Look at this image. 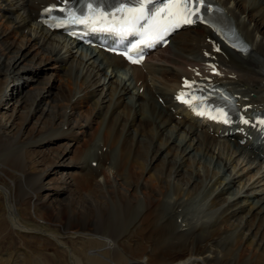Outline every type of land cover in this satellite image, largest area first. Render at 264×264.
<instances>
[{
    "label": "bare ground",
    "instance_id": "1",
    "mask_svg": "<svg viewBox=\"0 0 264 264\" xmlns=\"http://www.w3.org/2000/svg\"><path fill=\"white\" fill-rule=\"evenodd\" d=\"M217 1L250 52L243 55L229 50L204 27L179 32L169 43L175 47L174 52L166 47L154 54L168 53L169 56H160L158 60L172 64L168 72L167 68L160 67L172 82L166 84L167 88L157 86L154 90L155 69L149 68L147 74H142L133 67L132 79L119 76L117 69L123 66L120 59L95 51L83 52L73 42L43 29L37 18L47 0H0V107L13 102L11 117L21 121L13 136L9 130L13 121L7 128L0 121V151L12 143L18 147L29 144L38 148L34 153L44 166L57 169L62 166L63 153L72 152V143L77 144L89 135L91 121L95 120L101 124L104 147L113 152L108 156L107 150L102 153L95 146L99 169L87 170L89 162L84 161V152L73 151L77 160L72 166L79 172L68 183L67 179L59 180L60 186L47 194L46 201H40L36 195L41 189L40 175L35 179L23 177V173L20 178L13 175L34 192L21 190L22 198L16 202L7 191L0 189L3 197L0 196V202L4 200L6 204L0 207V219L4 218L16 234L22 235V245H26L16 248L12 254H0V264H31L32 261L41 264L39 255H45L47 246L53 243L61 250L58 256L61 264H264V217L258 216L264 208V195L253 193L257 186H264V171L259 174L255 167L248 165L245 156L240 157L225 142L206 134L209 128L204 121L184 112H171L173 108L177 110L172 95L181 77L190 75L189 69L213 58L220 63L226 77L236 75L235 79L225 81L227 85L237 83L256 91L257 97L243 101V105L264 107V3ZM207 40L219 43L221 53H214V47ZM42 69H50L51 74L41 83L37 77ZM20 81H25L22 87L29 86L26 95L20 94V88L15 85ZM54 82L58 83L57 92L51 96L55 91L52 90ZM142 87L147 93L139 92ZM157 98L163 99V106L155 101ZM144 105H148L151 114L155 115L157 106L159 110L165 109V114L159 117L158 112L159 121L152 123L139 110L132 115L128 114L131 110L125 111L127 107L135 111ZM175 115L182 117L177 120ZM28 122L32 131L30 125L28 129L25 126ZM146 126L150 136L143 132ZM65 139L70 143L61 144ZM56 144L62 153H55L54 159L45 164L46 153ZM263 152L257 147L256 158L261 159ZM199 153L210 157L218 167L204 187L206 190L209 186L210 214L205 221L199 217L193 225L188 222L189 227L176 230L170 239L169 225L179 222L166 219L165 210L177 214L203 187L199 173L191 171ZM18 159L16 169L23 171L24 162ZM108 159L114 161L113 165H106ZM126 167L131 171L128 176L123 171ZM221 169L224 172L218 176ZM99 173L104 181L102 185L95 181ZM75 194L80 195L81 202L73 201ZM228 194L234 197L228 199ZM253 198L261 203L257 208L253 200L249 201ZM37 203H41L38 209ZM244 203L247 204L244 206ZM111 205L116 207V214L119 212L118 219L112 218ZM31 206L37 214L30 213ZM46 212H51L49 219L45 217ZM182 217L187 223L189 218ZM71 218L75 221L71 222ZM53 225L60 227L59 230L54 231ZM28 239L38 242V246L32 250ZM144 255L146 261L141 260Z\"/></svg>",
    "mask_w": 264,
    "mask_h": 264
},
{
    "label": "rangeland",
    "instance_id": "2",
    "mask_svg": "<svg viewBox=\"0 0 264 264\" xmlns=\"http://www.w3.org/2000/svg\"><path fill=\"white\" fill-rule=\"evenodd\" d=\"M260 1V0H259ZM247 2H249V1H246V3ZM259 3H261V2H259ZM175 46H176V48H177V44H175ZM172 47V46H171ZM173 48V47H172ZM175 48V47H174ZM173 48V49H174ZM172 49V50H173ZM171 50V51H172ZM171 51H169V52H171ZM174 51H175V49H174ZM174 51H172V52H174ZM164 53H162V54H159V55H156L157 56V58L158 59H160V56H165V55H163ZM159 56V57H158ZM154 59V58H153ZM237 60H238V58H236ZM151 60V59H150ZM159 61V60H158ZM149 62V61H148ZM160 62V63H159ZM157 64H156V67H158L157 69L158 70H160L161 72H162V74H163V72L165 71V70H167V72L169 71V68L170 67H172V64H164V63H162L161 61H159ZM163 64V65H162ZM159 65V66H158ZM166 65H167V67H166ZM160 67H165V70L164 71H162V68H160ZM167 68V69H166ZM264 68V67H263ZM43 71H41V73L38 75V77H37V79H39V81L41 80V83L45 80V79H47V77H48V75H49V73H50V69H42ZM154 70V69H153ZM154 71H156V70H154ZM52 72V71H51ZM166 72V71H165ZM51 74V73H50ZM59 74H61V73H59ZM117 75H118V73H117ZM122 75V74H121ZM233 77H232V79H235L236 78V75H234V74H231ZM263 75H264V73H263ZM120 76V75H119ZM132 77V76H131ZM153 77H154V75H152V79H153ZM170 77H164L163 75H160L159 73L157 74V78H156V80L155 79H151L152 80V82L154 83V82H156L158 85H156L155 83L153 84L154 86V90H155V88L158 86V87H160V86H164V84H167V83H169V82H171V78L169 79ZM32 79V78H31ZM132 79V78H131ZM32 80H34V81H32ZM32 80H29V81H32V82H35V78L34 79H32ZM167 80V81H166ZM224 80H226L227 81V79H224ZM102 81H104V82H106V79L105 80H103V78H102ZM135 81V80H134ZM24 82L25 81H20V82H17V83H15V85L16 86H18L19 88H20V94H23V95H26V90L27 89H29V86H24V87H22L23 85H24ZM229 82V81H228ZM164 83V84H163ZM8 85L10 84V86H12L13 84L12 83H7ZM137 84V83H136ZM161 84H163V85H161ZM230 85L231 84H237V83H229ZM156 85V86H155ZM54 88L52 89V90H55L54 91V93L51 95V96H54V94H56V92H57V89H56V86H58V83L57 82H54ZM142 85H140L139 87H141ZM235 86H237L239 89H244L245 87L248 89H246V91L247 92H244V93H239V92H237L236 91V93L238 94H240V96H242L243 98L245 97V96H247V97H249L250 99H252L253 97H251V95L249 96V94L250 93H252V94H256L255 92L256 91H254V90H250V88H248L247 86H245V85H241V84H237V85H235ZM47 88H49V87H47ZM143 88V90L146 92V88L145 87H142ZM162 88V87H161ZM164 88H167V86H165ZM147 93V92H146ZM245 93L247 94V95H245ZM249 93V94H248ZM244 94V95H243ZM264 94V93H263ZM257 95V94H256ZM127 97H130L129 95L127 96ZM241 97V98H242ZM257 97V96H256ZM51 98V97H50ZM243 98L241 99L242 101H243ZM158 99H160V98H157V100H155L156 102H158ZM162 99V98H161ZM172 100H173V98H172ZM249 101V100H248ZM159 103V102H158ZM244 103H245V101H244ZM133 104V103H132ZM160 104V103H159ZM151 105V104H150ZM149 105V106H150ZM170 105V104H169ZM4 105H2L1 107H0V121L1 122H3L4 123V125L6 126V128L10 125V123L13 121V124L14 125H12V127L9 129L10 130V136H13L14 134H15V132L17 131V129L18 128H20V120L19 121H14L13 119H12V117H11V113H12V110H13V107H14V103L13 102H11L7 107L5 106V107H3ZM144 107V108H143ZM142 108L141 107H137V108H135V111L133 110V109H129L128 107V110H127V108L125 109V111H130V113H128V114H130V115H132V113L134 114L135 112H138V110L141 112V113H143V117H145V118H148L152 123L153 122H155L156 121V123L159 121V118H157L156 117V114H158V112H160L159 114V117H162L161 115H164L165 114V109L163 110H159L160 109V107L159 106H157V107H155L156 108V111H155V115L154 114H151V112H150V109L148 108L147 109V107H148V105H144ZM141 108V109H140ZM21 110L23 111V107L21 108ZM145 110H146V112H145ZM148 110V111H147ZM134 111V112H133ZM157 112V113H156ZM152 116H151V115ZM176 116V115H175ZM11 117V118H10ZM155 118V119H154ZM177 118V117H176ZM7 120V121H6ZM29 125H30V123L28 122V123H25V126H26V128L28 129V127H29ZM154 126H156V125H154ZM164 126H165V124H164ZM164 126H162V127H164ZM25 128V129H26ZM100 128V129H99ZM144 128H147V130L146 129H143V132L145 133V132H147V134H149V135H147V136H150L151 134H150V132H149V128H148V126H146V127H144ZM96 129H98L97 131H96ZM165 128H163V130H164ZM14 130V131H13ZM200 130V132L202 133V134H204V131H203V129H199ZM30 131H32V127H31V125H30ZM99 134V135H98ZM102 131H101V124L99 123V125H98V121L96 122L95 120L94 121H91V129H90V131H89V135H86L85 137H83L82 138V140H80V141H78V143L77 144H74L73 145V143H72V146L70 147V150H73L74 152H76V153H78V152H84V154H85V156H83V158L85 159L84 161H86V163H87V161L88 162H94L95 161V156L96 155H98V151L96 150L97 148L96 147H98V149H101V151H102V153H103V148H105V150H104V153H106V150H107V147H104L105 145H104V143H102ZM174 134V133H173ZM206 134H208L209 135V133L208 132H206ZM93 135H94V138H93ZM210 136V135H209ZM101 137V138H100ZM143 137H145V135H143ZM165 137V136H164ZM173 137H175V135H173ZM212 138H214V137H212ZM100 139V140H99ZM146 139H147V141H149L150 140V138H147L146 137ZM215 139V138H214ZM225 139H228V138H225ZM69 140L68 139H65L64 141H62L61 142V144H64V143H66V142H68ZM99 141V142H98ZM103 141H105V140H103ZM224 141H229L230 142V139H228V140H224ZM153 142H154V144H157V140H153ZM215 144H217L216 142L217 141H213ZM221 142H223V141H221ZM20 143H24V141H22V140H20ZM68 143H70V142H68ZM98 143V144H97ZM237 143V144H236ZM101 144H103V145H101ZM181 145V144H180ZM225 145H228V146H230V147H232V149L233 150H235L236 151V154L238 155V153H239V156L240 157H243L244 158V156H245V154H244V148H241L242 150H240V149H237L238 147H240L239 146V144H238V142H236L235 141V145H233V144H230L229 145V143H227V142H225ZM232 145V146H231ZM248 145H250V144H248ZM26 146V147H25ZM24 147L22 146V147H18V146H16V144L15 143H12L11 145H8V146H5V147H2V149H1V151H0V173L2 174V177L0 176V189H2V190H4V191H7L8 193H9V195H10V198L12 199V200H15L16 202L19 200V199H21L22 198V193H21V190H28L29 192H34V191H32V190H29V188H28V186L27 185H25L24 184V182L22 181V180H20V179H15V177H17V178H20L21 177V175H22V173H23V177H28L29 179L30 178H36L37 177V175H40L39 176V185L41 186V189L40 190H38L37 191V193H36V195L38 196V198H39V200L40 201H46L47 200V194L50 192V191H52V190H54V189H56V187L57 186H60V182H59V180H64V179H67V183L71 180V178H72V176L74 175V174H77L79 171L78 170H76L75 168H74V166H72V163L74 162V161H76L77 160V158H76V154H74V152L72 151V152H70V151H65L64 153H63V156H62V158L60 159V163L62 164V166L61 167H57V169L56 168H50V167H46V166H44L43 165V163L42 162H40V160L37 158V156H36V154L34 153V152H36V150H38V148H36V147H34V146H32V145H25ZM58 146V144H56V145H52L51 147H50V151L49 152H47L46 153V157H47V160L45 161V164H48V163H50L53 159H54V156L56 155L55 153H62L61 151H60V149H59V146ZM96 146V147H95ZM102 146H103V148H102ZM237 148H236V147ZM92 147V148H91ZM94 147V148H93ZM100 147V148H99ZM181 147H182V145H181ZM244 147H247V144L244 146ZM91 148V149H90ZM252 148V151L253 152H251V151H248V152H246V153H249V155L247 154L246 156H245V158L244 159H246L245 161H249V164L248 165H250L252 168H256V169H254V170H256V172H259V174L261 173V172H263L264 171V163L263 162H259V161H257V160H253L252 158H254V159H256V156H255V150H256V148L254 147L253 148V146L251 147ZM22 149V150H21ZM35 149V150H34ZM34 150V151H33ZM95 150V151H94ZM92 151H93V153H92ZM112 150L111 149H108L107 150V155L108 156H111L112 155ZM242 152V153H241ZM89 153V154H88ZM95 153V154H94ZM250 153H251V155H250ZM1 154H3V155H1ZM55 154V155H54ZM252 154H253V156H252ZM92 155H94V156H92ZM101 155V154H100ZM99 155V156H100ZM19 156H22L21 158L19 157ZM114 156V155H113ZM249 156V157H248ZM88 157V158H87ZM91 157H93V158H91ZM98 157V156H97ZM251 157V158H250ZM19 158V159H18ZM74 158H75V160H74ZM91 158V159H90ZM196 160H194V167H193V169L191 170V171H193L194 173L193 174H196V173H199V175H200V177H201V184H203V187H201V189H200V191L198 192V195L196 196V198H194V199H192L188 204H184L185 206L184 207H182L181 209H179L180 210V212H178L180 215H177V214H174L173 213V211H169V210H167L166 208V210H165V217H166V219L167 218H172L174 221H176L177 223H178V219L179 218H181V216H184V218L187 216V218H189L188 219V221H187V223L186 222H184L183 221V218H182V220H180L179 221V223H182V226L178 223V225H175L176 223H174V225H169V227H168V229L171 231H168L169 232V237H170V239H172V237H174L173 235L175 234V231L176 230H179L180 228H184L183 226H186L185 228H187V227H189L190 225V223H188V222H192L191 224L193 225V224H195L196 222V220L197 219H195V218H198V219H200L201 217H204V221H205V217L208 215V213L210 212L209 210H208V202H209V192H208V189H209V186L207 187V189L206 190H204V187L206 186V184L208 183V181L210 180V178L213 176V174H214V172H217V166H215L214 165V160H212L211 161V159H210V157H205V156H202L200 153H199V155H197L196 157ZM248 158V159H247ZM21 160L22 159V161L24 162V163H22V170L23 171H19V170H17L16 169V166H15V162H16V160ZM89 159V160H88ZM63 160V161H62ZM92 160V161H91ZM241 161V160H240ZM250 161H251V164H250ZM8 162L12 165V167L10 166V164H8ZM96 162V166L95 167H92V164L90 165L89 163H87L88 164V168H87V170H89V169H93V170H98L99 169V166H98V161H95ZM106 162V165H113V162L114 161H112L111 159H108V160H106L105 161ZM112 163V164H111ZM199 164V167L197 168L196 167V164ZM27 165V166H26ZM247 165V166H248ZM220 168V167H219ZM113 170V169H112ZM123 171L127 174V176H128V174H130V170L128 169V167H126V168H124L123 169ZM224 172L222 169L220 170V171H218V173L220 174V175H218V176H221V174H222V172ZM110 174H112V172H110ZM15 177H14V176ZM29 175H32V176H29ZM100 175V173L98 174V176ZM208 176L206 179H205V176ZM127 176H126V178H127ZM218 176H216V177H218ZM259 176V175H258ZM96 177V179H95V181L96 182H98L99 184H103L104 183V181H103V178H101V176H99V177H97V175L95 176ZM247 178H248V176H246ZM246 178V179H247ZM244 179L245 178H243V180L242 181H240V183H242L243 184V182H244ZM254 179H252L251 181H253ZM103 181V182H102ZM250 181V182H251ZM226 182V181H225ZM239 183V182H238ZM241 187V185L239 186V188ZM230 193H232V192H230ZM253 193H255V194H258L260 197H262L263 195H264V186H257L256 187V189L254 190V192ZM0 196L2 197V195L0 194ZM227 196V198L228 199H231L232 197H234L233 196V194H228V195H226ZM3 198V197H2ZM46 199V200H45ZM251 200H253V204L255 205H257V206H254L255 208H257L258 206H260L261 205V203L260 202H258L257 203V199L255 198H253V199H250L249 201H251ZM35 201V200H34ZM73 201L74 202H77V203H79V202H81V197H80V195H77V194H75L74 196H73ZM39 204H41V203H37L36 205H37V208L36 209H38L39 208ZM247 204V203H246ZM245 203H244V206L246 205ZM35 205V206H36ZM1 206H6V204H5V202H4V200H3V203H1L0 202V207ZM32 207L33 206H31V211L32 212H30V213H33L34 212V214H37V212H36V210H34L35 208H33V210H32ZM113 207V208H112ZM29 208H30V206H29ZM110 209H111V214H112V218L115 220V219H118L119 218V212H118V214H116V212H115V209H116V207H114L113 205H111V207H110ZM39 211V210H38ZM32 215L31 214V217L34 219V220H37L38 222H39V220L37 219V217L35 216V215ZM182 214V215H181ZM210 214V213H209ZM0 215H2V214H0ZM119 215V216H118ZM262 215V216H261ZM50 216H51V212H46V214H45V217L47 218V219H49L50 218ZM66 216V215H65ZM177 216V217H176ZM179 216V217H178ZM258 216H260V217H264V208H262V210H261V212L258 214ZM116 217V218H115ZM200 217V218H199ZM208 217V216H207ZM171 219V220H172ZM191 219V220H190ZM71 220V222H74L75 221V219L74 218H71L70 219ZM257 220V219H256ZM256 220H255V222H256ZM194 221V222H193ZM184 223L185 224H187V225H184ZM177 226H179V228L177 227ZM181 226V227H180ZM54 229V231H57V230H59V228L60 227H54V225L52 226ZM175 227H177V228H175ZM56 228V229H55ZM172 228V229H171ZM173 228H175L174 230H173ZM172 231H174V232H172ZM195 235H193L192 236V239H193V237H194ZM195 239V238H194ZM24 241V239L22 240V235L20 236V235H18V234H16L12 229H11V227H10V225L8 226V223H6V221L4 220V218H1L0 219V254H6V255H9V254H12L13 252H14V250L16 249V248H22V247H25L26 245L24 244V245H22V242ZM28 241H29V243L31 244V249L33 250L34 249V247L35 246H38V242H36V243H34V241L33 240H30V239H28ZM39 241V240H38ZM44 248H46V246L44 247ZM46 251V256L45 255H39V257L41 256V258L43 259H41V264H56V263H58V264H61V261H59V259L60 258H58V256L60 255L59 253H60V249H58V248H56V246H55V244L53 243V245L52 244H50V245H48L47 246V249L45 250ZM58 251V252H57ZM50 257H49V256ZM55 257V258H54ZM56 259H58V262H57V260ZM146 259H147V257L144 255L142 258H141V260L142 261H146ZM40 260H38V262H39ZM54 261V262H53ZM31 264H36V262L35 261H32L31 262ZM144 264H146V263H144Z\"/></svg>",
    "mask_w": 264,
    "mask_h": 264
},
{
    "label": "snow or ice",
    "instance_id": "3",
    "mask_svg": "<svg viewBox=\"0 0 264 264\" xmlns=\"http://www.w3.org/2000/svg\"><path fill=\"white\" fill-rule=\"evenodd\" d=\"M136 3L139 5V7L136 9H121V11H127L131 13L128 20L126 21V23L130 24L131 26L134 27L143 20L149 25V27H151L156 24L157 17L161 16V12H163L167 16L170 26L177 27L181 22L189 24L193 23V17L199 19V9L200 6L204 4V0H168L163 9L153 10L150 8L148 12L145 11L143 0H136ZM149 13L154 14L150 15ZM141 27H143V25H141ZM168 30V27H165L164 31L166 32ZM177 98L179 99L180 97Z\"/></svg>",
    "mask_w": 264,
    "mask_h": 264
}]
</instances>
